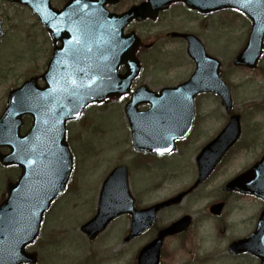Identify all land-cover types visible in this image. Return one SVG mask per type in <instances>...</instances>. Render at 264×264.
<instances>
[{
    "label": "water",
    "instance_id": "water-1",
    "mask_svg": "<svg viewBox=\"0 0 264 264\" xmlns=\"http://www.w3.org/2000/svg\"><path fill=\"white\" fill-rule=\"evenodd\" d=\"M6 1L27 7L53 43L44 73L10 91L0 116V149L9 150L7 154L0 153V164L20 169L17 183L8 185V197L0 205V264H21L26 261L23 248L37 236L44 212L64 190L70 176L72 160L65 143L66 123L77 119L90 103L128 93L140 72L135 58L139 40L134 34L123 36L124 27L132 20H154L159 11L176 2L201 14L234 8L252 22L246 47L235 58L234 65L253 69L262 49L264 0H146L121 15L110 14L104 8L120 0H68L61 10L52 8L50 0ZM181 37L186 39L187 53L196 65L190 79L158 93L142 87L132 94L125 108L135 147L156 155L168 153L174 140L187 133L193 115L192 100L197 94L217 93L226 109H230L228 89L218 75L219 62L205 54L194 36ZM57 43L60 45L56 46ZM121 65L126 70L123 75L118 72ZM39 79L43 87L38 85ZM145 103L150 110L138 113L137 107ZM23 116L31 117V127L21 136ZM238 135V117L232 116L220 135L198 156L199 178L195 185L211 173ZM141 136L145 138L140 141ZM261 185H264V158L228 187L261 196ZM182 197L178 196L177 201ZM174 201L155 207L151 214ZM130 208L127 171L117 167L104 182L96 215L81 231L92 240L110 221L130 214ZM188 224L189 218L185 217L176 226L184 229Z\"/></svg>",
    "mask_w": 264,
    "mask_h": 264
},
{
    "label": "rangeland",
    "instance_id": "rangeland-1",
    "mask_svg": "<svg viewBox=\"0 0 264 264\" xmlns=\"http://www.w3.org/2000/svg\"><path fill=\"white\" fill-rule=\"evenodd\" d=\"M66 1L51 0V4L58 9ZM141 1L143 0H122L117 6H112L111 11L121 13ZM233 15L218 13L202 17L178 4L162 13L155 22L134 23L129 26L127 32L133 31L141 40L137 58L142 64V72L133 88H136L139 83L152 90H160L164 87H174L188 80L193 73L194 65L186 55V44L184 41L170 39L167 35L171 32L194 34L201 40L206 51L221 62L222 77L231 87L232 112L242 115L244 138L249 136L250 127L263 128L264 51L255 70L232 67L231 61L243 49L250 28L244 18ZM0 18L3 28V36L0 39L1 113L9 91L43 73L50 57L51 42L36 17L26 8L9 5L4 0H0ZM124 106L125 102L122 100L119 102L112 100L101 106H92L86 110L80 120L68 126L66 139L73 156L74 171L65 194L53 203L44 217L36 243L29 248L31 252L38 253L36 264H88L86 262L88 254L91 255L90 260L97 257L95 264H101L113 259L110 255L111 246L115 247L114 250L120 247V245L116 246L119 237L113 239L114 244L107 243L104 237L89 244L85 236L80 233L79 227L94 216L100 186L114 167L128 165L129 184L130 186L132 184L134 188H136L135 185L150 180L148 177L150 173L147 170L138 169L131 162L135 156L131 151ZM195 111L199 143L204 145L223 127L225 112L220 100L211 95L198 98ZM251 112L253 114H250L249 119L248 115ZM260 136L261 147L250 150L247 156L233 159L224 168L222 176L211 180L212 198H214V190L224 180L245 172L259 158L260 153L264 152V130ZM190 155H183L177 162L169 160V168L181 169L182 165H186L189 171L181 173L180 182L173 181L164 190L155 192V196L163 197L171 191L183 189L191 184L190 181L196 172L193 163L191 161L188 163ZM156 166L155 163L153 167ZM17 176L16 168L0 167V201L6 184ZM200 192L202 199L196 204L186 201L187 214L197 213L201 217L205 216V203L209 199H205L204 196L209 193L205 192V189ZM208 221L210 222V219L206 218L201 226L210 230L211 225ZM123 222L125 226L126 220ZM122 227L121 221L116 222L112 232ZM102 247L105 251L103 255ZM188 248L192 250L189 256L193 257L195 245L190 244ZM132 250L131 245L121 247L120 252L116 253L115 261L111 264H133L130 261ZM176 257L174 261L176 259L175 263H179L180 256ZM223 260L217 261L223 264ZM232 260L236 261V259ZM233 261L227 260L226 264H234ZM164 264L171 263L167 260Z\"/></svg>",
    "mask_w": 264,
    "mask_h": 264
},
{
    "label": "flooded vegetation",
    "instance_id": "flooded-vegetation-1",
    "mask_svg": "<svg viewBox=\"0 0 264 264\" xmlns=\"http://www.w3.org/2000/svg\"><path fill=\"white\" fill-rule=\"evenodd\" d=\"M218 13L224 15L231 13L232 15L234 14L233 16L237 15L244 18L249 23L247 17L233 10L211 13L207 16ZM167 37L170 38L171 36L167 35ZM170 39L181 41L180 38L176 37H172ZM130 96V94L124 96L125 100L128 101ZM206 96L210 95H199L195 99V102L198 98ZM146 110V106L139 108V111L141 112ZM231 115L232 112L224 113V125L227 124ZM196 116L197 112L194 111L191 126L192 128L189 134L183 139L175 141L174 150L167 155L157 156L152 152L139 151L133 148L131 129L128 128L132 147L131 151L135 156L134 160L131 162L134 166H136V168H144L147 170L148 173H150V175H148L150 180L146 181V183L135 185L136 188H134L131 184L130 214H124L114 219L97 238L93 241L87 240L89 244H92L104 237L107 239V243L114 244V242H112L113 239H115V237H119L118 241H116V246L120 245V247H116L115 250V247L113 246L110 248V255L113 259L101 264L113 263L116 258V253H119L121 247H125L126 245L132 246V259L130 258V261L133 262V264H164L167 260L171 264H219L217 261L219 259H224L223 264H226L227 260L233 261L232 259H236V261H233L234 264H262V260L264 261L263 195L259 198L236 190H226L225 187L227 183L237 174L224 180L222 184L214 190V198L211 196L212 188L210 187L211 180L215 177L222 176L224 168L229 162L240 156H247L250 150H255V148L261 147L262 139L260 135L264 130V127H250V133L248 137H245L246 139L244 138L243 129L241 128L240 135L236 143L227 151L215 170L203 183L195 187L192 191L186 193L180 201L160 208L154 215L153 212L151 214L150 209L154 208L158 204L181 195L193 186L198 177L197 166L195 163L196 157L201 149L213 140L224 127L223 125L215 136L203 145L202 143H199L200 136L199 132H197ZM214 118L217 119L218 117ZM138 130L139 129L136 128V131ZM186 154H191L188 158V163H190V161L193 163V167L196 172L190 181L191 184L183 187V189L178 188L175 191H171L163 197L155 196V192L164 190L168 184L173 181L180 182L181 173L189 171V168L186 165H182L181 169H172L168 167L170 159L173 160L171 162H177L183 155ZM262 154L260 153L258 156L259 158L253 164L261 158ZM155 163L157 166L153 167ZM12 182H15V179ZM261 188L264 187L261 186ZM203 189H205V192L209 193V195L204 196L205 199H209V201L205 203L206 205L204 204L205 216L201 217L197 213L194 215L187 214L185 212L186 201L190 202V204L192 202L196 204L200 199H202V193L200 191ZM262 193L264 194V191H262ZM5 196L6 193L4 192L2 200ZM185 217L189 218V225L187 228L183 229L180 226H175L174 229H171L168 233H166L160 241H156L158 237L161 236L160 234L162 231L175 225L178 221L180 222V220H183ZM206 218L210 219L211 223L208 221L209 225H211L210 230L201 226L202 221ZM124 220H126L125 226L123 224ZM260 220L261 226L259 223ZM119 221L122 222L123 229L120 228L117 231L112 232V227ZM257 230H259L258 235L254 236L256 237L254 239L252 236ZM36 241L37 238L34 243L24 248V252L28 253L30 256L25 257L26 261L23 264H29L31 262H35V264L37 263L38 253L36 254V252H31L29 250V248L33 246ZM245 241H249L250 244L245 246ZM239 243H243V245L238 246ZM190 244H194L196 247V249H194L193 257H191V255L189 256L192 252V250L190 251L188 248ZM103 247L102 255L105 253ZM250 248L259 254V258L255 257V255L251 253ZM2 251L4 252V250ZM87 256L88 258L86 259V262L88 264H95L97 257L94 260H90L91 255L88 254ZM176 256H180L179 263H175L176 259L174 261ZM225 258L227 260H225Z\"/></svg>",
    "mask_w": 264,
    "mask_h": 264
},
{
    "label": "snow or ice",
    "instance_id": "snow-or-ice-1",
    "mask_svg": "<svg viewBox=\"0 0 264 264\" xmlns=\"http://www.w3.org/2000/svg\"><path fill=\"white\" fill-rule=\"evenodd\" d=\"M158 151H159V149H158Z\"/></svg>",
    "mask_w": 264,
    "mask_h": 264
}]
</instances>
